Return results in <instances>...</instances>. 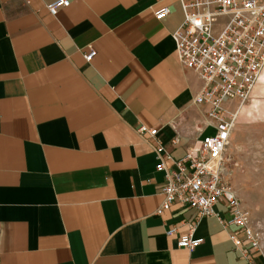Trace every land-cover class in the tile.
Segmentation results:
<instances>
[{"label": "crops", "instance_id": "0c3cea01", "mask_svg": "<svg viewBox=\"0 0 264 264\" xmlns=\"http://www.w3.org/2000/svg\"><path fill=\"white\" fill-rule=\"evenodd\" d=\"M54 1L0 0V264H259L223 201L192 251L177 239L193 210L155 213L163 173L136 128L175 159L206 131L172 39L178 0H69L52 16Z\"/></svg>", "mask_w": 264, "mask_h": 264}, {"label": "built area", "instance_id": "2783aa9c", "mask_svg": "<svg viewBox=\"0 0 264 264\" xmlns=\"http://www.w3.org/2000/svg\"><path fill=\"white\" fill-rule=\"evenodd\" d=\"M69 2L55 0L46 8L55 16ZM178 2L184 19L172 34L176 57L180 66L194 72L202 83L192 105L203 121L204 130L213 128L214 134L205 136L198 149L175 159L158 143L157 129L144 125L136 128L155 154V169L163 173V201L155 213L160 215L173 205L193 210L185 223V232L177 239L179 248L192 251L202 243V239L194 238L198 223L212 216L220 220L214 208L223 201L232 213V223L245 236L243 241L232 236L234 244H247L256 250L257 243L240 220L239 200L224 181L222 168L235 112L249 99L264 67V0ZM169 13L167 6H161L154 16L161 21ZM95 55L96 51L90 47L84 58L90 62ZM174 231L170 228L166 233L172 235Z\"/></svg>", "mask_w": 264, "mask_h": 264}, {"label": "rangeland", "instance_id": "374dc122", "mask_svg": "<svg viewBox=\"0 0 264 264\" xmlns=\"http://www.w3.org/2000/svg\"><path fill=\"white\" fill-rule=\"evenodd\" d=\"M253 92L235 120L222 172L239 200L240 220L257 243L259 264H264V88ZM213 134V128L206 129V137Z\"/></svg>", "mask_w": 264, "mask_h": 264}, {"label": "bare ground", "instance_id": "6f19581e", "mask_svg": "<svg viewBox=\"0 0 264 264\" xmlns=\"http://www.w3.org/2000/svg\"><path fill=\"white\" fill-rule=\"evenodd\" d=\"M263 70H264V67H263V69L261 70V72H260V74H259V78H260V76H261ZM259 78H258V81H259ZM257 83H258V82H257ZM238 114H239V111H236V112H235V117H236V118H237ZM235 120H236V119H235Z\"/></svg>", "mask_w": 264, "mask_h": 264}]
</instances>
